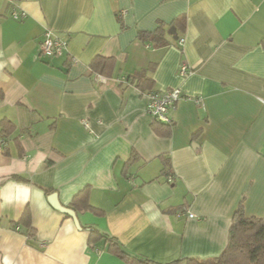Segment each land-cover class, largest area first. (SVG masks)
I'll use <instances>...</instances> for the list:
<instances>
[{
    "label": "crops",
    "instance_id": "crops-1",
    "mask_svg": "<svg viewBox=\"0 0 264 264\" xmlns=\"http://www.w3.org/2000/svg\"><path fill=\"white\" fill-rule=\"evenodd\" d=\"M180 15L169 46L137 38ZM47 32L67 41L61 56H39ZM263 38L264 0H0V264H124L103 239L89 246L90 228L129 255L186 264L224 250L240 201L263 218ZM96 55L116 62L104 81ZM151 65L152 92L183 95L168 135L121 81ZM86 186L103 215L75 213L78 228L48 197L68 207ZM26 208L32 237L11 225Z\"/></svg>",
    "mask_w": 264,
    "mask_h": 264
},
{
    "label": "trees",
    "instance_id": "trees-1",
    "mask_svg": "<svg viewBox=\"0 0 264 264\" xmlns=\"http://www.w3.org/2000/svg\"><path fill=\"white\" fill-rule=\"evenodd\" d=\"M185 28L186 17L180 15L174 18L169 24L159 23L152 32H139L137 38L142 43L154 49L164 48L170 45L167 40V34L170 35L169 31L173 32L175 39L178 38L180 34L184 33ZM177 43L178 39L175 44ZM260 43L264 45V38ZM115 63L113 57L96 55L91 60L89 69L94 75H100L108 79L113 74ZM153 67L154 66L151 65L146 70H141L128 76L125 79V84L134 86L141 93L152 92L151 90L154 82L148 75V72L151 71ZM154 126L157 133L168 135L171 124L159 125L155 123ZM159 128L161 130H159ZM14 129L15 126L11 122L4 121L1 133H3V135L10 134ZM135 160L136 156H132L128 163ZM166 167L167 164H165V168ZM47 192L50 193L51 191L47 190ZM89 192L90 187L86 186L73 197L70 205L64 208L74 213L90 212L96 216L103 215V211L94 208L89 203ZM11 225L13 228L20 227L22 233L27 237L34 236L35 230L32 227L30 212L27 208L23 211L18 221L12 222ZM89 235V246L103 239L107 252L120 259L124 264H162L146 258L129 255L115 239L104 236L94 228L89 229ZM184 261L186 264H264V217L246 218L244 215L243 201H240L231 221L228 242L224 250L216 257L207 259L187 258ZM179 262L180 261H173L165 264H179Z\"/></svg>",
    "mask_w": 264,
    "mask_h": 264
},
{
    "label": "built area",
    "instance_id": "built-area-1",
    "mask_svg": "<svg viewBox=\"0 0 264 264\" xmlns=\"http://www.w3.org/2000/svg\"><path fill=\"white\" fill-rule=\"evenodd\" d=\"M11 18L15 21L22 20L26 17V13L23 11L13 10L11 12ZM184 39L178 40V44L182 45ZM68 48L67 41L57 35H53L49 32L45 33L43 40L39 44L38 53L39 56L51 58L56 56H61L64 51ZM189 74V70L185 64H181L178 69V75L185 77ZM100 81H104L105 78L96 75ZM125 83V79L121 80ZM147 98V104L145 111L158 123L169 125L172 123L170 118V111L175 108L176 104L183 98L181 90L179 88H171L162 92H148L145 93ZM4 144L0 141V146ZM185 213L188 218H195L194 215L181 211L178 215Z\"/></svg>",
    "mask_w": 264,
    "mask_h": 264
},
{
    "label": "water",
    "instance_id": "water-1",
    "mask_svg": "<svg viewBox=\"0 0 264 264\" xmlns=\"http://www.w3.org/2000/svg\"><path fill=\"white\" fill-rule=\"evenodd\" d=\"M48 200H49L50 204L52 205V207H53L55 210H57V211H59V212H61V213H63V214H66V215H68V216H70V217L73 219L75 225L79 228V224H78L77 218H76V216H75V213L72 212V211H70V210H68V209H66V208H64L63 206H61V205L58 203L55 194H51V195L48 197Z\"/></svg>",
    "mask_w": 264,
    "mask_h": 264
}]
</instances>
